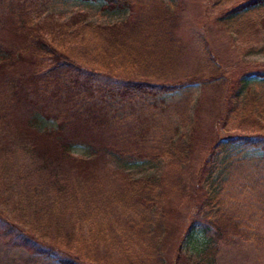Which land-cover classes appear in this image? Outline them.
Wrapping results in <instances>:
<instances>
[{"label": "trees", "instance_id": "1", "mask_svg": "<svg viewBox=\"0 0 264 264\" xmlns=\"http://www.w3.org/2000/svg\"><path fill=\"white\" fill-rule=\"evenodd\" d=\"M173 3L167 0H107V7L132 8L138 4L137 12L129 20L94 24L85 12L74 13L67 21L54 20L55 13H44L45 0H0V35L8 41L5 46H0V86L2 82H10L14 99L2 104L0 98V108L2 105L7 109L1 110V119L19 125L22 144L26 140L27 148L37 151L45 163L43 168L52 167L51 174L60 176L62 162L69 160L72 163L70 169L88 170L84 176L87 177L101 156L107 157L110 165L115 160L123 164L146 159L158 162L162 158L169 161L168 165L175 162L182 165L180 175L131 179L128 187L118 193V200H111L120 201L127 209L137 206L134 210L138 216L142 215L139 222H132L140 225L138 234L147 247L138 260L127 257V264L151 261L161 264L169 260L170 264H216L217 237L225 241L235 238L259 241L263 236L264 190L255 194L250 188L251 175L242 176L237 172L264 162V124L259 113L255 114L253 110L239 113L237 118L243 133L220 136L208 146L196 183L205 208L200 205L198 213L201 217L198 216L180 238L175 228L181 224L182 203L189 194V186L185 183L192 176L193 158L199 154L206 128L201 124L197 110V117L184 130L166 119L170 108L183 106L180 102H168L164 95L185 88L186 79L152 81L127 72L120 74L115 71L119 65L113 63L114 58H109L106 50L99 64L90 66L71 56L57 41H63L64 35L76 37L75 33L92 32L101 38L107 51H112L111 57L113 54L124 55L138 63L144 61L146 65L178 66L184 60L185 40L180 34L183 26L180 7L171 9L169 4ZM261 5L264 0H242L230 14L235 21L246 18L255 23L251 17ZM138 63L131 65L135 67ZM16 74L21 76L17 78ZM257 74L264 80V73ZM257 74L254 76L260 79ZM248 76L252 77V74L236 80L224 96L226 114L220 120L224 128L233 121L229 112L244 109L251 103L244 97L245 92L251 95L248 82L252 78ZM192 77L190 82H205V87L213 83L203 75ZM41 118H53L56 127H45L41 131L38 128ZM77 145L85 146L90 155H72L71 150ZM224 163L228 167L232 165V178L226 181L227 189L224 179L228 168L223 166ZM114 167L124 171L116 163ZM183 172L187 176L182 175ZM218 177L215 187L214 179ZM64 182L63 177L62 184L65 185ZM158 186L165 189L155 196L153 193ZM211 188L214 189L212 194ZM61 193L66 194L65 188ZM227 194L232 198L226 204L223 196ZM140 200L156 204L157 209L151 213L140 205ZM3 209L0 208V220L6 221L4 232L11 236L13 243L29 245L49 255L56 254L60 264H118L106 262L107 259L98 256L94 250H74L75 232H61L65 227L60 225L58 212L51 219L56 221L55 232L46 236L42 230L37 231L35 225L27 227L21 218L19 221L9 219ZM100 209L96 207L93 211L96 213ZM35 218L39 221L41 213ZM194 236H199L203 242L200 244V238L198 242L194 241ZM98 237L103 239L105 235L98 234ZM196 243L199 246H194Z\"/></svg>", "mask_w": 264, "mask_h": 264}, {"label": "rangeland", "instance_id": "2", "mask_svg": "<svg viewBox=\"0 0 264 264\" xmlns=\"http://www.w3.org/2000/svg\"><path fill=\"white\" fill-rule=\"evenodd\" d=\"M167 1L174 2L169 4L171 9L177 10V7H180L179 11L183 17L180 34L185 40V53L184 62L182 61V64L178 66L165 67L152 63L146 65L144 61L138 63L124 55L113 54L111 57L112 51H107L101 38L92 32L79 35L75 33L76 37L64 35L63 41H57L71 56L90 66H97L100 57L104 58V50H106L107 56L114 58L113 63L116 66L119 65V69H115V71L120 74L127 72V74H133L138 78H147L152 81L167 80L171 82L177 79H186L188 84H185V88L164 95L168 102H180L183 106L170 108L166 119L171 120L172 123L180 126L181 130H184L187 129L186 125L197 115V110L200 122L206 128L201 137L202 146L199 149V154L193 158L192 176L189 177V182L185 183L189 186V194L182 203L181 224L175 228L181 238L184 230L200 216L198 213L200 205L205 208L196 183L199 168L204 162V155L208 153V146L220 136L243 133L244 129L240 128V120L237 118L239 113L253 110L255 114L259 113L264 124V80H262V75L257 74L264 73V21H262L264 20V5L256 10L255 15L251 17L255 23H251L246 18L235 21L230 14L233 12V7L242 0ZM106 5L107 0H45L44 13L53 12L55 13L53 19L63 22L69 20L76 12H85L88 14V20L94 24H113L129 20L138 8V4L132 8L107 7ZM44 13H42L43 16H45ZM69 30L70 28H67V31ZM7 43V39L5 40L1 34L0 46H5ZM132 63L138 64L134 67L131 65ZM249 73L252 74V77L248 76L252 78L248 82V86L252 88L251 95L249 96L245 92L244 97L251 103L247 104L244 109H237L235 111L237 113L229 112L230 115L232 114L233 121L224 128L220 121L226 114L224 96L236 80H240ZM256 74L260 79L254 76ZM202 75L213 83L205 87V82H201V84L198 80H193V82L189 80L193 78L192 76L199 78ZM15 76L18 78L21 75L16 74ZM215 77L218 79H214ZM0 78H2L1 72ZM10 88V82L1 83L2 104L7 103L10 99L14 100L13 96L11 97ZM27 105L30 107V104ZM28 109L30 111V108ZM1 110L7 111L2 105L0 112H2ZM127 113L129 114V110ZM56 124L57 122L53 118H41L38 128L42 131L45 127H56ZM22 141L19 125L14 121L5 123L0 115V208L6 209L3 210L6 211L5 214L9 219L13 218L15 221H19L21 218L27 223V227L35 225L37 231L42 230L46 236H52L56 229V221L53 222L51 219L58 215V212L61 216L58 217L60 225L66 229L61 228V232H67V230L75 232L74 250L83 252L89 249L94 250L98 256L106 258V262L112 261L118 264H127V257L138 260L139 256L144 255V249L147 246L143 244L142 238L138 234L140 225L132 222H139V216L142 218V215L138 216L137 211L134 210L137 206L127 209L120 201L111 200H118V193L128 187V181L131 179L152 175L158 178L180 175L182 169L180 163L175 162L168 165L169 161L164 158L158 162L146 159L123 164L115 160L118 166L123 167V171L118 167L115 168V163L110 165L107 157L101 156L98 164L95 162L92 166L93 171L87 177L84 176L87 175L88 170L70 169L72 163L69 160L62 162L63 171L60 168L61 175L55 176L51 174L54 171L52 167H42L43 164L45 166V163L41 156H38L37 151L32 152L26 146L27 141H24L25 144H22ZM71 153L76 157L90 155L83 145L73 147ZM244 161L248 164L251 163L249 160ZM110 166L113 168L111 169ZM223 166L228 168L226 180L223 178L227 189L226 181L232 178V165L230 164L228 167L224 163ZM237 172L242 176L251 175L249 177L252 180L250 188L255 194H258V190H264V162L241 168ZM125 173L127 174L125 175ZM182 175L187 176L186 172H183ZM63 177L65 185L62 184ZM218 181L219 177L214 179L215 187L218 186ZM62 188H65L66 194H64L65 192L61 193ZM164 189V187L158 186L153 194L161 195ZM213 190L211 188L210 194ZM231 198V194L224 195L223 202L227 204ZM161 200L165 202L164 199ZM139 203L151 213L157 209L156 204H152V202L142 203L140 200ZM96 207L101 209L94 213L93 210ZM40 213L42 218L37 221L38 218L35 216ZM99 225L101 226L99 227ZM6 228V221L0 220V264H60L56 254L49 255L45 251L29 245L22 246L13 243L11 236L5 235ZM262 232L263 236L259 237V241H245L239 238L225 241L217 237L215 259L210 256L214 261L216 260V264H264V227ZM98 234H104L105 238H99ZM116 235H119L120 238ZM199 238V236H194L193 240L198 242ZM201 242L203 241L200 238V244ZM196 244L194 246H199L198 243ZM151 262L148 264H152ZM170 262L169 260V262H161V264H170Z\"/></svg>", "mask_w": 264, "mask_h": 264}]
</instances>
